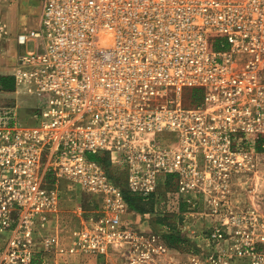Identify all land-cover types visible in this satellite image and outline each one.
I'll return each mask as SVG.
<instances>
[{
	"label": "built area",
	"instance_id": "obj_1",
	"mask_svg": "<svg viewBox=\"0 0 264 264\" xmlns=\"http://www.w3.org/2000/svg\"><path fill=\"white\" fill-rule=\"evenodd\" d=\"M31 39L14 81L36 122L0 107V264H264V0H43ZM167 175L198 253L126 218L124 191L158 197ZM75 189L96 203L65 245L51 225Z\"/></svg>",
	"mask_w": 264,
	"mask_h": 264
},
{
	"label": "rangeland",
	"instance_id": "obj_2",
	"mask_svg": "<svg viewBox=\"0 0 264 264\" xmlns=\"http://www.w3.org/2000/svg\"><path fill=\"white\" fill-rule=\"evenodd\" d=\"M17 4L20 8V17L22 21H25L26 23L23 24L24 29L25 28H33L34 26H37L38 20L41 13V7L43 0H0V22L4 21L5 15L7 11L10 8L11 4ZM2 23H0L1 25ZM23 30V28L21 29ZM36 45L35 40H28L26 44L20 45L19 49L30 51L34 50ZM4 58H6V55H4ZM2 84H0V107L5 106H13L16 105L15 111L17 113L18 118L20 121L24 124H34L36 122V112L38 114V107L40 106V99H38L34 95L26 94L24 90H22L20 87H16L14 85L13 92L9 93L7 90V85H5L7 82L6 80L1 81ZM109 172L110 174L115 178V180L123 187H125V175L124 171L118 167V166H109ZM164 185L160 183L158 190H159V196L156 197L154 202V213L151 212H144V213H137L135 211L130 210L128 214L126 215V218L128 221L132 222L135 226L145 229L149 232H158L163 237V232L168 230L167 224L163 225H156L154 224V219L156 215H167L170 214L169 220L176 224L177 231L180 232V234L185 237L188 241V244L181 245L180 247H174L177 249L180 253H198L200 252V238L203 232V219L200 217V215H191L180 213L179 210H177L178 206L181 203V200L176 197L175 195L168 196L166 192L163 190ZM264 189V188H263ZM75 194H64L63 198L61 199V209L63 207H71L72 210H74V207L77 204L82 205L85 209L90 210L95 205L96 202L93 203V201L96 199L90 194L82 193L79 189L74 190ZM239 203H241L242 206L246 205L247 201L252 200L251 198L247 199V197H239L237 198ZM258 205L261 207H264V199L261 201L258 199L257 201ZM188 206V205H187ZM89 213L85 214L88 215ZM144 214H146L144 216ZM59 213L55 216V219L53 220L52 224L54 225L59 219L58 216ZM77 214L74 215V219H72L73 222H71V218H67V223L69 226H75L77 225V222H79V218ZM67 224V225H68ZM72 228V227H71ZM195 228H198L199 230H196ZM191 229V230H190ZM66 234V232L64 231ZM65 237V236H64ZM191 237H194V239H190ZM8 239V233L0 234V246L6 242ZM165 240V239H164ZM65 245H68V243H64ZM78 257V256H77ZM47 260L51 261V258H47ZM84 259L77 260L74 259L72 264H87V261L83 262ZM40 263V262H39ZM41 264V263H40Z\"/></svg>",
	"mask_w": 264,
	"mask_h": 264
},
{
	"label": "crops",
	"instance_id": "obj_3",
	"mask_svg": "<svg viewBox=\"0 0 264 264\" xmlns=\"http://www.w3.org/2000/svg\"><path fill=\"white\" fill-rule=\"evenodd\" d=\"M0 23H2L0 25V84H2L1 81L3 77L8 79L10 84L9 87H7V91L12 93L14 89L13 87L16 85L14 81V72L19 62V58L25 51L19 49V46L23 44L19 42L18 34L23 31L21 29H24L23 24L26 22L21 20L19 6L13 3L7 11L4 21H1ZM4 55H6V58H4ZM74 215L75 213L71 207L64 206L59 212V219L56 220L57 222L54 225H51L52 230L60 236L63 243H70L71 241L69 232L70 228L74 226L71 225L70 227L69 224L73 222L72 219H74ZM67 218H71L69 224L67 223ZM75 222H77L78 225L79 222ZM195 229L199 230L198 228ZM190 239L192 240L194 237H191ZM88 262H94V264H96V261L93 259Z\"/></svg>",
	"mask_w": 264,
	"mask_h": 264
},
{
	"label": "trees",
	"instance_id": "obj_4",
	"mask_svg": "<svg viewBox=\"0 0 264 264\" xmlns=\"http://www.w3.org/2000/svg\"><path fill=\"white\" fill-rule=\"evenodd\" d=\"M2 80H6L7 82L5 85H7L6 87H9V80L5 79L4 77L2 78ZM2 83V82H1ZM202 96H203V92L202 89L200 88H188L185 89L184 94H183V100L185 104L188 105H193V104H199L202 101ZM93 159H96L98 161H100L104 166H110V161H109V157L107 154H96V155H91L90 156ZM161 183L164 185V191H173L175 190L176 186H175V180H174V176L172 175H167L165 177V179L163 181H161ZM159 191V190H158ZM124 198L129 206V209L132 211H135L137 213H144V212H151L154 213V202L156 197L154 195H151L150 197H148L147 199H144L142 197L136 196V195H132L127 191H124ZM179 211L180 213L184 212L187 210V204L182 202L179 205ZM170 218V214L168 213L167 215H156L155 219H154V224L156 225H163V224H167L168 230H166L165 232H163V237L165 239V241L171 245L172 247H180L181 245H184L185 243L188 244V241L185 237H183L179 231H177L176 229V224L171 222L169 220Z\"/></svg>",
	"mask_w": 264,
	"mask_h": 264
}]
</instances>
